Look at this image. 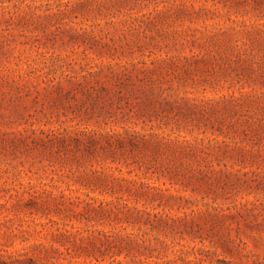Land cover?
Instances as JSON below:
<instances>
[{"label":"rangeland","instance_id":"374dc122","mask_svg":"<svg viewBox=\"0 0 264 264\" xmlns=\"http://www.w3.org/2000/svg\"><path fill=\"white\" fill-rule=\"evenodd\" d=\"M0 264H264V0H0Z\"/></svg>","mask_w":264,"mask_h":264}]
</instances>
